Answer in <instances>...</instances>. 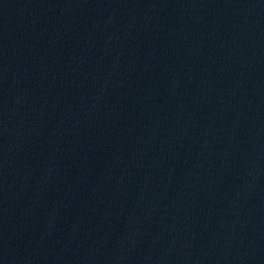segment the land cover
Returning <instances> with one entry per match:
<instances>
[{
  "label": "water",
  "instance_id": "1",
  "mask_svg": "<svg viewBox=\"0 0 264 264\" xmlns=\"http://www.w3.org/2000/svg\"><path fill=\"white\" fill-rule=\"evenodd\" d=\"M0 264H264V0H0Z\"/></svg>",
  "mask_w": 264,
  "mask_h": 264
}]
</instances>
